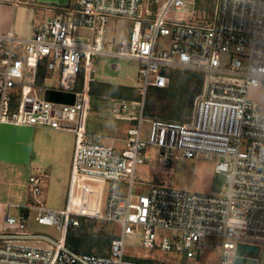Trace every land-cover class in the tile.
Instances as JSON below:
<instances>
[{
  "label": "built area",
  "instance_id": "2783aa9c",
  "mask_svg": "<svg viewBox=\"0 0 264 264\" xmlns=\"http://www.w3.org/2000/svg\"><path fill=\"white\" fill-rule=\"evenodd\" d=\"M7 2L20 7L34 6L38 0ZM187 4L185 0H71L66 6H53L49 11L54 14L28 40L13 31L0 35V128L48 127L72 132L76 138L73 188L66 209L47 208L41 178L32 177L31 204L16 215L8 214L0 232V264H129L126 237L138 231L144 249L175 252L186 264H207L204 256L212 249L220 251L217 264H235L239 245L264 247V106L249 98L252 89L264 88V0H215L209 25L188 24L196 8L190 11ZM110 19L131 23L128 37L117 45L105 42ZM78 31L90 36H77ZM160 37L170 38L169 52L158 49ZM97 56L143 65L138 73L142 102H134L141 109L140 118L131 119L135 124L127 130L124 148L85 126ZM40 69L48 77L56 74L58 82V88L44 89L42 99L32 95ZM176 70L206 77L189 121L145 119L148 90L167 89L169 73ZM48 89L75 94V103L45 101ZM111 111L115 116L127 115L133 111L132 102L116 101ZM144 121L150 124L146 139ZM149 147L157 149L164 169L181 159L214 160L224 187L196 194L166 182L137 183V168L145 164ZM136 186L147 193L134 194ZM73 190L82 200L79 205H72ZM12 207L21 206L8 205ZM32 211L39 225L59 228L58 240L28 231ZM83 217L121 227L107 256L79 254L67 247L69 226L78 228ZM243 257L258 259L246 253Z\"/></svg>",
  "mask_w": 264,
  "mask_h": 264
},
{
  "label": "crops",
  "instance_id": "0c3cea01",
  "mask_svg": "<svg viewBox=\"0 0 264 264\" xmlns=\"http://www.w3.org/2000/svg\"><path fill=\"white\" fill-rule=\"evenodd\" d=\"M70 2L71 0H38L34 6L14 7L7 0H0V35L13 31L15 36L28 40L45 19L54 14L53 11H49L53 6H66ZM194 2L195 0H192L191 3ZM190 21L193 22V19ZM136 80H138V73ZM136 80L130 77H123L119 80L112 79L104 74L99 77L95 73L93 81H90L88 86L89 98L84 117L85 126L89 131L90 119L99 122L103 126V131L113 134L107 135L91 132V130L89 132L105 136L108 143L118 148L126 146L125 139L129 128L124 134L122 126L116 123H127L128 126L135 124L131 119H139L141 109L139 106L133 107L131 113L115 116L111 111L113 103L127 100L121 99L118 91H110L109 86L138 88L139 80L138 82ZM94 81L98 85L96 92L99 95H91L90 91L95 85L91 83ZM79 87L81 89L82 82L79 83ZM255 92L259 95L256 101H260L264 106V88L256 89ZM143 116L150 120L148 116L144 115V110ZM75 143L76 138L72 132L48 127L9 124L1 126L0 232L5 228L6 216L11 215V210H16V214H18L22 207L31 204L29 186L32 177L41 178L44 192L43 201L49 204L50 209L56 211L66 209L73 188L72 165ZM144 167H141V172L146 170ZM73 193L76 197H73L72 205H79L82 200L77 196V191L73 190ZM8 205L21 207L8 208Z\"/></svg>",
  "mask_w": 264,
  "mask_h": 264
},
{
  "label": "rangeland",
  "instance_id": "374dc122",
  "mask_svg": "<svg viewBox=\"0 0 264 264\" xmlns=\"http://www.w3.org/2000/svg\"><path fill=\"white\" fill-rule=\"evenodd\" d=\"M186 2L188 3L187 7L190 11H193L194 8H196L193 22H189L188 20V24L209 25L210 23H212L215 0H195V7H193V3H191L192 0H186ZM130 28L131 23L129 21L123 19H110L105 29V42H110L117 45L118 42H120L122 39L128 37V31L130 30ZM76 35L88 37L90 36V33L78 31ZM171 45L172 42L169 37H160L157 41V47L160 51L169 52L171 50ZM115 50H117V48H115ZM94 61L97 76L100 77V75L104 74L106 76H110L112 79L118 80L123 77H130L133 80H136L137 73H139L138 71L143 67V65L138 61L117 59L110 56H97L94 57ZM188 72L197 73L194 71ZM203 76L204 81L201 86H199L198 80L194 77V75L192 76V81L194 82V84H197V86H192V90L197 93H199V91L201 90L200 94L203 93L206 87V77L204 74ZM45 77L47 78L44 82V86H35V91L34 93H32V95L38 97L39 99L43 98V92L45 88H58L56 74L51 75V77ZM138 80L136 81L138 82ZM152 80L153 77H151V81ZM172 85H174L172 94L161 93L160 91L149 89L145 97L144 108L146 109L145 113H147V111L150 112V114L148 115L150 119L167 121L171 120L168 118L172 115L181 114V120L177 122L189 121L192 113V107H189V97L186 96L185 98H183V95L187 91L186 87L183 84H179L178 81H176ZM133 88L135 92L130 93L129 91H127L128 89H126L124 91L125 96H127L128 98L135 97L136 100H140L139 89L136 87ZM255 91L256 89H252L250 91L249 98L256 101L258 100L259 95ZM200 94H198L197 96H199ZM140 102H142V98ZM132 106L137 108V104L133 102ZM183 106H187V108L183 109ZM89 123V131L91 130V132L103 133L107 135L113 134L103 131V126L97 121L90 119ZM116 124H120L122 126L121 128L122 131H124V134L128 128L134 126V124H130V126H128L127 123ZM149 132L150 124L147 121H144L142 123V137L146 139L149 135ZM143 166H145L144 168L146 170L141 172L140 170ZM214 166V160L198 157L196 159H181L180 161L175 163L172 168L164 169L157 159V149L154 147H149L147 149L145 164L137 168L136 182H144L147 186L166 182L170 184L169 186L180 190L189 191L196 194H210L214 191H220L224 187L225 183L224 177L215 173ZM146 193L147 191H139L137 189V186L134 190V194L145 195ZM45 205L50 209L49 204H46L45 202ZM16 213V210H11L12 216L16 215ZM35 218L36 212L32 211L27 224V228L30 233L44 234L55 240H58L60 238L61 234L57 226H41L37 223ZM83 218L86 219V225L88 226V228H93L95 231H110L115 236L121 233V227L118 224H107L98 217ZM69 228L71 227L69 226ZM125 255V260L129 264H186V260H184L182 256L176 254L175 252H164L159 248H156L154 250L144 249L142 246V235L140 234V231H138L134 235H128L126 237ZM263 256L264 255L262 248L259 256L257 257L259 260V264H263ZM219 259L220 251L212 249L205 254V261L203 263L217 264ZM188 264L196 263L190 261Z\"/></svg>",
  "mask_w": 264,
  "mask_h": 264
},
{
  "label": "trees",
  "instance_id": "16d2710c",
  "mask_svg": "<svg viewBox=\"0 0 264 264\" xmlns=\"http://www.w3.org/2000/svg\"><path fill=\"white\" fill-rule=\"evenodd\" d=\"M198 80L199 86L203 84V74L199 73H191V72H185V71H171L169 73L170 77V85L167 89H158V88H150L155 91H160L161 93H168L172 94V91L174 90V85L176 81H178L179 84H183L186 87V93L183 95V98L186 96L189 97L190 100V108L192 107L193 101L195 97L200 94L201 90L199 93L195 92L192 90V86L197 84H194L192 81V76ZM44 78H45V70L40 69L37 77L36 84L37 86H44ZM94 78V76H93ZM93 78L91 81H93ZM91 84H95L94 87L91 89V95H99L97 94L96 89L97 84L95 81ZM172 85V86H171ZM110 91H118L119 95L121 96V99L127 100L129 102H140L141 101V95L140 100H136L135 97L133 98H128L125 96L124 91L128 89L130 93H134L135 90L134 88H119L116 86H109ZM100 91V90H99ZM149 91V90H148ZM154 92V91H153ZM152 94V92H151ZM187 108V106H183V109ZM146 109L144 108V115L148 116L150 114L149 111L145 113ZM166 118V117H165ZM167 121H179L181 120V114L177 115H172L169 117ZM79 227L78 228H68L67 234H66V245L67 247L79 254H88V255H96V256H107L110 251L111 243L115 239V235L110 232V231H104V230H94L93 228H88L86 225V219L84 218H79Z\"/></svg>",
  "mask_w": 264,
  "mask_h": 264
},
{
  "label": "water",
  "instance_id": "95a60500",
  "mask_svg": "<svg viewBox=\"0 0 264 264\" xmlns=\"http://www.w3.org/2000/svg\"><path fill=\"white\" fill-rule=\"evenodd\" d=\"M76 95L73 93H66L57 90L48 89L44 93V100L51 103H58L64 105H73L75 103ZM261 250L256 247H248L239 245L237 248V259L235 264H259L256 258H245L243 255L250 254L259 256Z\"/></svg>",
  "mask_w": 264,
  "mask_h": 264
}]
</instances>
